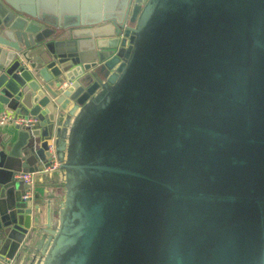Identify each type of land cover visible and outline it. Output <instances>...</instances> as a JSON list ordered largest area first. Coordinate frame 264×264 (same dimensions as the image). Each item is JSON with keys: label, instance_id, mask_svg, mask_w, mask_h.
I'll use <instances>...</instances> for the list:
<instances>
[{"label": "water", "instance_id": "1", "mask_svg": "<svg viewBox=\"0 0 264 264\" xmlns=\"http://www.w3.org/2000/svg\"><path fill=\"white\" fill-rule=\"evenodd\" d=\"M1 106L0 264H264V0H0Z\"/></svg>", "mask_w": 264, "mask_h": 264}, {"label": "built area", "instance_id": "2", "mask_svg": "<svg viewBox=\"0 0 264 264\" xmlns=\"http://www.w3.org/2000/svg\"><path fill=\"white\" fill-rule=\"evenodd\" d=\"M16 122L21 125H34L37 123V118L35 116H29V117H17L16 114L10 110H6L2 113H0V125H6L10 122ZM54 162L51 166H49L45 171L57 169L59 166V162L56 158V156H53ZM20 178L28 185L33 186L35 181L36 172H26V173H20ZM32 192L29 190L24 197H28L31 195Z\"/></svg>", "mask_w": 264, "mask_h": 264}, {"label": "crops", "instance_id": "3", "mask_svg": "<svg viewBox=\"0 0 264 264\" xmlns=\"http://www.w3.org/2000/svg\"><path fill=\"white\" fill-rule=\"evenodd\" d=\"M6 110H8V109L7 108H4L3 106L0 107V113L4 112ZM0 126H3V125H0Z\"/></svg>", "mask_w": 264, "mask_h": 264}]
</instances>
